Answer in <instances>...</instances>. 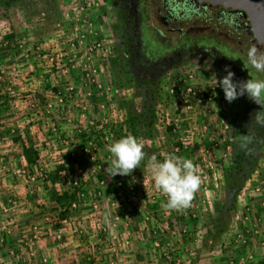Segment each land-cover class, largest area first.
<instances>
[{
    "label": "rangeland",
    "instance_id": "1",
    "mask_svg": "<svg viewBox=\"0 0 264 264\" xmlns=\"http://www.w3.org/2000/svg\"><path fill=\"white\" fill-rule=\"evenodd\" d=\"M23 3V5H15L11 8H6L0 3V66L4 69L0 79V162H7L10 168V170L6 172L0 170V236L3 235L6 239L5 242L0 245V264H33L32 258L36 250L34 246L37 245L36 242L43 241L42 239L44 237L47 242H51V244L48 245L50 248L53 246L59 247L63 245V241L67 242L69 239L73 243L76 242V247H74L76 251L71 250L72 252L70 253L71 255L75 253L76 256L70 258L78 257L77 259L80 260L82 253L77 252V249L81 248L79 244L84 246V244L87 243L83 241H94L97 230L94 226L90 229L89 226L86 223L84 224L80 219V215L84 211V208L72 209L68 213L69 215L62 216L59 213L60 208L56 203V199L52 198L54 197V192L61 193L63 190L73 192L74 188L79 189V187L74 186V184L69 183V181L65 179L60 178L56 181L50 179V175H52L57 167L63 164V160L68 157L64 154L62 158L59 155L54 157L52 154L50 156L49 153H45V150L49 148L47 143L49 139L46 138L45 141L43 138L47 136V132L49 131L48 127L43 123L38 126L39 132H32L30 128L32 127L31 124L37 121H29L28 123L26 120L14 117L18 109L12 103L14 98L4 93L8 77L11 76V74H6V71L10 70V68L6 67L7 65L17 62L21 66H25V68L29 67L30 70L39 69L33 58H25L18 55L16 51L17 42L19 40H26L28 47H32L35 44H43L46 48H50L55 45V43H58V41H56L57 37L55 36L64 29L61 6L58 0H25ZM98 14L100 15V23L104 26V29L111 32L113 29L112 18L110 16L104 18L101 9H99ZM9 35H11V38H9ZM111 38L113 40L112 36ZM4 42H7V45H4ZM104 65V75L106 78L111 80L116 87L123 88V96L116 97L118 101L132 99L136 93L134 87L127 84L117 85L123 82L125 77H123V75L114 77L110 68V62ZM31 72L33 71H29L30 74ZM38 74H40V72ZM44 75L47 76V74ZM214 78L219 80L220 76H218L215 70L210 66L200 63H191L190 65L183 66L167 74L159 92V102L156 106L158 117L154 125L153 136L151 138H138L144 146L154 150V154L157 155L158 159H163L167 154L171 153L193 161L201 177V185L194 194L190 205L196 204L200 205V208H203L199 216L195 219V224L201 225L202 230L203 228L204 230L208 228L206 227L208 226V217L214 212L218 200L222 198L225 183L221 168L228 162V158L232 153L230 144L227 142L232 140L236 135L234 128H232L234 101L229 102L225 99L222 88L215 86ZM48 80L49 83L52 81L51 79ZM140 100V97L135 98L137 105L140 104ZM116 104L118 108L124 112L125 116H127L125 107L119 105L117 101ZM79 124L80 125L76 127L82 126L81 123ZM170 126H172L171 133L168 130ZM65 134L66 132H62V135ZM18 136L23 138L25 142H33V144L38 143V148L44 150L37 162L42 166V175L45 178L39 176V178L42 177V179L38 184L26 182L22 177H16L11 173L13 169L21 167L24 164L26 165L22 157L20 142L17 139ZM48 138L50 137L48 136ZM77 139H79V135L71 139L70 147L73 148L74 146L75 149L79 150L81 143H77ZM117 139L119 138H114V140ZM179 140L182 142L181 145H183V148L179 149V151H174L177 145L176 142ZM57 149L61 150L67 148H63V146L58 144ZM102 153V157L99 158L104 160L102 163L104 168L98 171L96 178H103L108 183L95 185L91 181V184L89 182L84 185L82 184L84 189L88 191L89 194L95 193L96 191L98 192V189H101L100 194H111L113 191L116 193V188L119 190L122 188L128 189V186L118 187L113 185L114 177L110 178L105 173L107 162H110L112 156L106 161V156H108V154L106 155L103 151ZM149 159L145 162L143 167L136 170L134 169L130 175H119V177L124 183L131 182L133 178L136 179L137 182H140V184L134 185L135 192H138L139 186L143 185L146 186L153 195L163 194L154 187V183L147 169ZM68 161L70 164H73L71 167L72 173L77 172L75 165H82V172L84 170L85 172L88 171V167H85L87 166V158L83 156V154H80L75 161L69 158ZM262 162L263 160L261 159L260 164H262ZM33 166L31 167L35 169L36 165L34 164ZM83 177L87 176L83 175ZM130 186L132 185H129V188ZM204 186H207V188L205 189ZM255 186H260L262 189L261 193H264V175L261 174L260 169L248 179L243 195L245 197L247 196V198L252 196L250 200L248 199L249 203L255 205L260 215H264L263 207L259 205L262 198L258 199L256 195H250ZM126 189L121 191L123 192L122 195L125 194V197L127 195L126 193H129ZM207 198L210 200V203L202 206V200H207ZM75 200L78 202L76 196ZM118 202L122 206L120 205L117 209H128V206L124 205L125 200L119 199ZM243 202L244 200L238 198V208L241 206L239 203L241 204ZM108 203L110 204L111 202L109 201ZM108 203L106 205L110 208ZM3 207H8L9 212H3ZM156 213L158 214L161 212L156 211ZM64 217H67L68 221L66 223L59 221ZM261 219L257 222H253L260 223ZM159 221L163 223L166 221V218H160ZM238 221L239 218H236L234 214L229 221V225L233 223L237 225ZM187 223H189L190 229L194 228L191 221ZM65 225H71V227L76 228L78 231L73 232L72 229H69L71 232L69 235L63 230L62 239L57 240L55 238L56 233L61 232L62 229H66L67 227ZM35 226L37 228L40 226V229L38 228L40 231L41 228H44V230L48 232L46 233L42 230L43 233H40V235L42 234L40 240L31 242L29 245H24L25 238L32 235V230ZM138 227L139 226L132 227V229L137 230ZM8 230L10 231L9 234L5 233V231ZM79 230H81V232ZM190 232H192V230H190ZM233 232V229L228 226L222 237L214 241L209 238V241L211 240L212 242H208V244H206L207 246H204L206 247L205 249L209 251H206L208 254L205 253L203 255L202 259H204V261L202 260V264L206 262L209 264H225L226 260L230 261L231 259H233V264H238L240 251L238 244L235 243L234 238H232ZM84 236L86 237L85 239H83ZM168 237H170V235ZM171 238L175 240V244L180 245L183 243V247H187V244L191 242V238H189L188 234L179 237L180 240L174 236ZM250 243L255 246L256 238L252 237ZM188 246H190V244ZM254 250L256 252V248L252 251L254 252ZM11 251L13 253H10ZM60 252H62V249H60ZM150 252L152 251L150 250ZM183 252L184 255L188 254H185V252H187L185 248ZM61 254L55 256L44 254L42 258H47L48 262H42L41 259V264H49L51 260L53 261L52 264H58L59 261V264H69L66 262L64 263V261L61 262V258L64 255ZM95 254L93 256H100ZM212 257L214 258L213 262L211 261V259H213ZM186 258H188V256ZM193 259L194 257L191 258V260ZM207 260H209V262ZM91 261H94L93 257ZM251 263L255 264L254 262Z\"/></svg>",
    "mask_w": 264,
    "mask_h": 264
},
{
    "label": "built area",
    "instance_id": "2",
    "mask_svg": "<svg viewBox=\"0 0 264 264\" xmlns=\"http://www.w3.org/2000/svg\"><path fill=\"white\" fill-rule=\"evenodd\" d=\"M61 6L62 22L64 24L63 31L56 34L55 37L58 43L46 48L43 44H35L32 47H28L26 40H19L17 42L16 51L19 56L25 58H33L36 62L37 68L42 70V73L35 79L40 84H47L48 76L54 82L52 85L57 90L50 89L47 91L49 96L45 95V100L40 102L36 97L29 102V108H31L38 118L40 116L43 119L45 125L50 131V135L57 140L63 148H67L69 151V159L75 161L80 154H83L87 158L88 173L85 170L82 172L83 166H76L77 172L71 171L70 168L65 167L62 172V177L66 175L73 177L71 181L74 186L79 187L77 192L78 198L84 203L86 202L93 208L98 207L97 196L100 191L89 194L81 184L79 176L86 175L87 177H95L103 167L104 160L101 155L106 153V161L111 157V153L107 150V145L114 140L113 131L111 126L118 125L126 120L124 112L118 108L116 97H122L123 88L116 87L111 80H108L104 75V64L109 63L110 59L116 56V50L114 42L108 30L104 29V26L99 20V9L101 8L104 0H58ZM99 20V21H98ZM59 25V23H58ZM7 45V42H4ZM11 70L20 75L21 65L17 62L11 64ZM4 69L0 66V79ZM51 81V83H52ZM172 91V90H171ZM4 93L9 97H18L19 90L13 84V80L10 78L4 88ZM64 120L67 123H73L79 121L82 124L80 127H76L77 134L80 137L79 143L81 146L79 150L70 147L71 138L67 135H62L60 126L54 120ZM30 122H35L31 118ZM77 124L80 125V124ZM84 134V135H83ZM84 138V140H83ZM177 145L174 151H179L183 148L181 141L176 142ZM86 162V161H85ZM35 169L29 165H23L21 167L12 170V174L16 177H22L26 182L38 184L39 181L45 178L42 166L36 162ZM0 170L6 172L10 170L7 162H0ZM84 173V174H83ZM39 176H42L39 178ZM78 177V178H77ZM117 180L118 186H123V181L117 174L114 177ZM100 185L104 184L103 180L99 181ZM130 193H134V185L140 184L136 179L129 181ZM262 183V182H261ZM129 187V186H128ZM138 192L140 195H148L150 191L146 186L140 185ZM206 189L207 186H204ZM261 187L255 186L251 191L254 195L259 197V205H262L264 211V193H261ZM152 194V193H151ZM250 194V195H253ZM155 195V194H154ZM93 197L90 199L89 197ZM167 196V195H165ZM252 196L248 199L250 200ZM239 198H244L243 192ZM247 198V196H246ZM90 199V200H89ZM87 200V201H86ZM249 200L238 208L236 214H238L239 223L241 229H233L232 238L234 242L238 244L240 248L239 262L238 264H250L253 259V251L251 250L250 239L256 238V245H258L264 253V229L260 228L258 223L257 214L259 210L255 205L249 203ZM240 201V199H239ZM202 206L209 204L210 200L207 198L202 200ZM78 207V202L74 200L68 206L61 207L60 211H68V213ZM203 210L200 205L192 204L190 207L184 208V212L189 217L196 219L199 213ZM3 212H9L8 207H3ZM59 211V213H60ZM67 213V215H69ZM66 215V216H67ZM256 216V218H255ZM125 219L129 218V213L124 215ZM260 219V218H259ZM66 223L67 217L59 220ZM100 223L99 230H106V226L101 223V219L97 218ZM256 221V222H253ZM232 225V224H231ZM233 228V226H231ZM257 225V226H256ZM39 228V227H38ZM36 226L32 230V235L25 238L24 245H29L31 242H35L40 239L41 231ZM97 230V227H95ZM73 232L78 231L76 228L72 229ZM81 232V230H79ZM9 230L5 233L9 234ZM56 233L55 238L57 240L62 239V233ZM182 233H188L187 227H183ZM4 233V234H5ZM197 236L198 234H194ZM248 235V236H247ZM260 236V238H258ZM194 238V237H193ZM3 235L0 236V245L5 242ZM194 240V239H193ZM121 243V242H120ZM119 243V244H120ZM250 245V247H249ZM250 248V249H249ZM10 253H13L12 251ZM42 262H48L47 258H42ZM248 262V263H247ZM181 264H186L182 262ZM230 264H233L231 259Z\"/></svg>",
    "mask_w": 264,
    "mask_h": 264
},
{
    "label": "flooded vegetation",
    "instance_id": "3",
    "mask_svg": "<svg viewBox=\"0 0 264 264\" xmlns=\"http://www.w3.org/2000/svg\"><path fill=\"white\" fill-rule=\"evenodd\" d=\"M100 9L104 18H112L109 33L114 44L119 40L134 80L142 85H161L171 71L191 63L210 66L220 77L227 65L233 79L264 78L243 66L248 48L264 51V44L241 8L210 0H104ZM232 128L239 140L260 150L264 103L235 99Z\"/></svg>",
    "mask_w": 264,
    "mask_h": 264
},
{
    "label": "crops",
    "instance_id": "4",
    "mask_svg": "<svg viewBox=\"0 0 264 264\" xmlns=\"http://www.w3.org/2000/svg\"><path fill=\"white\" fill-rule=\"evenodd\" d=\"M6 67L10 68V70L6 71V74H11V76L8 77V81L11 78L13 80L14 86L16 87L17 90H19L18 97H14V99L12 100V103L15 105L16 108H18L17 112H15L16 116L14 117L21 120H26L28 123L31 120V118H33L34 121L37 122L32 123L31 124L32 127L30 128L32 132H39L38 126L40 124H43L44 121L43 119L40 118V116L38 118V115L37 116L35 115L36 112L34 113V111L31 108H29V102L34 100V98L36 97L39 99L40 102L44 101L46 99L45 95L47 97L49 96V94H47L48 90L50 89H54V91L57 90L56 87L52 88L54 82L52 81V83L51 82L49 83V80L47 79L48 81L46 85L44 83L43 84H40L39 82L37 83L35 79L37 78V76H39L38 74L39 72L42 73V70L39 69L30 70L29 67L25 68V66H21V74L18 75L11 70V65H7ZM29 71H33V72H31L30 74ZM47 76L49 77V79H51L49 75ZM54 120L57 122L59 126L61 125L60 126L61 131L66 132L65 135H67L69 138L72 139L73 137L78 136L76 131L77 128H75V126H77L79 121L76 120V122H74L73 124V123H67L64 120L62 121L57 120V118H55ZM49 133L50 131H48L47 136H44L43 138L44 140L46 138L49 139L47 142L49 148L45 150V153H49L50 156L52 154V156L54 157L59 155L61 158L65 155L69 158L68 155L69 151L66 149H61V150L57 149V146L60 143L57 140H55ZM48 136L50 138H48ZM79 141H80V137L79 139H77L76 142L78 143ZM34 145L38 148V143H34ZM38 150H39V158H40L44 150L40 148H38ZM68 158L63 160V165L68 168L70 167L71 169L73 164H70ZM70 178L73 179V177L68 175L62 177V179H65L69 181V183H71L72 180ZM79 179L81 180V184L83 185L88 182L91 184V181L95 185H99L100 180H103L104 184L108 183L103 178L97 179L92 176L91 177L82 176L79 177ZM113 180H114L113 185L118 186L117 180L115 178H113ZM129 184H130L129 182L124 183L123 181V186H129ZM124 189L126 188H122L121 190L116 188L117 191L116 193L115 191H113L111 192V194H105V193L99 194L97 196V201H98L97 208L91 207L86 202L84 203L80 198H78V195L76 194V198L78 199L77 209L84 208V211L80 215L81 217L80 219L84 222V224L86 223L90 229H92L93 226L97 227L96 237L94 238V241L92 242H90L89 240L83 241L87 243L84 244V246L79 244L81 248L77 249V252L82 253L80 260L77 259L78 257L70 258L76 256L75 253L73 255L70 254L72 251H76V249H74V247H76L75 244L76 242L73 243L69 239L67 240V242L63 241V245L59 247L53 246L52 248H50L48 245L51 244V242H47L45 240L46 238L44 237L42 239L43 241L36 242L37 245L34 246L36 250L34 249L35 254L32 258L33 264H41V259L44 254L55 256V255H60L61 253L64 254L63 257L61 258L62 260L61 262L64 261V263L66 262L69 264L70 263L71 264H181L182 262L186 264H202V260L204 261V259H202L203 255L205 253L208 254L206 251H209L208 249H205L206 247L204 246L208 244V242L209 243L212 242L211 240L209 241V237L206 234L207 228H205V230L203 228L202 230L201 225L194 224L192 220L195 219L189 217L188 212L186 215V213L183 211L184 208L179 210L166 208L165 204L167 201V196H165L166 194L164 193L158 195H153L149 193L147 196L140 195L137 192L131 194L129 192L131 189L128 187V189L126 190L129 193H126L127 195L125 197L124 196L125 194L122 195L123 192H121L122 190L124 191ZM100 190L101 189H98V191ZM89 198L92 199L93 197L90 196ZM119 199L125 200L124 205H127L128 209L125 210L117 209L121 205L118 202ZM246 199L248 200V198L244 196V198H242L244 202L241 204H244L247 201ZM109 201L111 202L110 204L108 203ZM107 203L108 205H110V208L107 207L106 205ZM156 211H160L161 213L157 214ZM126 212L129 213L128 219H125L124 217ZM236 213L235 216L237 218L239 213L238 214ZM106 214L109 215L108 222H105L104 220ZM257 215H258L257 216L258 220L259 218L260 219L262 218L260 223H258V225L260 224L259 225L260 228L264 229V215L263 214L261 215L257 214ZM97 218L98 219L100 218L101 223H103L106 226L105 231L102 229L101 230L98 229L100 223L97 221ZM160 218L162 219L166 218V221L160 223L159 221ZM188 221H191V224L194 227L193 229H190V225L189 223H187ZM71 225L70 226L65 225L67 228L62 230H64L65 233L70 235L71 232L69 231V229L74 228L71 227ZM136 226H139L137 230L132 229V227H136ZM185 226L188 229V233L181 232L182 228ZM231 226H233L232 229L234 230L237 228L241 229V224L239 223V221L237 225L233 223ZM42 230H44V228L43 229L41 228V232L43 233ZM190 230H192V232H190ZM44 231L46 233L48 232L47 230ZM187 234L189 235V238H191L190 239L191 242L187 244V247H183L182 245L183 243H181L180 245L175 244L174 243L175 240L171 238L174 236L177 237V239H179V237ZM194 234H198V235L195 236ZM169 235L170 237H168ZM85 238L86 237L84 236L83 239ZM258 238H260V236H258ZM189 244L190 246H188ZM250 245H252L251 250L256 248V252L255 250H254L255 253L253 252V259L251 262H254L255 264H264V253L262 249L258 245L257 246L256 245L254 246L253 244ZM184 248L187 250V252H185V254L188 253L187 255H184L183 252ZM60 249H62V252H60ZM150 250L152 252H150ZM67 251H68V255H67ZM193 252H194V256H193ZM94 254L100 256H93ZM187 256L188 258H186ZM92 257L94 261H91ZM192 257H194L193 260H191ZM213 260L214 258L211 259L212 262ZM51 261L49 262V264L53 263V261L52 262ZM207 261L209 262V260ZM230 261L226 260L225 264H230ZM205 264H209V263L206 262Z\"/></svg>",
    "mask_w": 264,
    "mask_h": 264
},
{
    "label": "trees",
    "instance_id": "5",
    "mask_svg": "<svg viewBox=\"0 0 264 264\" xmlns=\"http://www.w3.org/2000/svg\"><path fill=\"white\" fill-rule=\"evenodd\" d=\"M0 3L6 8L24 4L19 0H0ZM10 36L11 35H9V38H11ZM114 47L116 56L110 59V68L114 77H118L119 75L125 77L123 82L118 84L114 83L117 85H132L136 93L130 100L118 101L119 105L125 107L127 117L123 123L111 126L113 136L114 138H121L127 135H134L137 139L151 138L158 117L156 106L159 102V92L163 84L149 87L147 84L142 85L136 82L133 74L130 72L128 63L124 60V56L122 55L124 49L120 47L119 40L118 43L114 44ZM136 97L141 98L139 105L135 102ZM168 130L171 133L172 126L168 127ZM17 139L20 142L21 153L25 163L29 166L36 164L39 158L38 148L33 142H25L20 136H18ZM227 143L230 144L232 153L228 158V162L221 168L225 183L222 198L216 203L214 212L209 215L208 226H206L208 227L206 234L209 238L213 239V241L222 237L223 233L228 228L229 221L237 212L238 198L246 188L248 179L259 169L261 174L264 175V145H261L259 148L260 150H258V145L250 147L239 140L237 135ZM144 151L146 153L145 158L135 170L143 167L145 162L154 154V150L147 146H144ZM261 159L263 160L262 164H260ZM64 170L65 166L61 164L54 173L50 175V179L52 181L59 180L62 178L61 173ZM78 190L79 189L74 188L73 192L69 190H63L61 193L54 192V197L52 198L56 199L59 208L65 207L75 200ZM67 213L68 211H60V215L62 216H66ZM192 221L194 224L196 223L195 220Z\"/></svg>",
    "mask_w": 264,
    "mask_h": 264
},
{
    "label": "clouds",
    "instance_id": "6",
    "mask_svg": "<svg viewBox=\"0 0 264 264\" xmlns=\"http://www.w3.org/2000/svg\"><path fill=\"white\" fill-rule=\"evenodd\" d=\"M243 66L251 68L256 73H264V51L251 46L246 52ZM226 74L215 79V86L222 88L224 97L232 102L240 96H245L257 104L264 103V78L233 79L235 73L230 66H225ZM214 86V87H215ZM111 160L107 162L105 173L108 177L130 175L133 169L140 166L145 158L144 144L134 135H127L113 140L107 145ZM147 169L156 190L167 195L165 207L179 210L187 208L196 191L200 188L201 177L191 159L182 158L175 154H167L158 159L153 154L147 164ZM109 221V215L104 217Z\"/></svg>",
    "mask_w": 264,
    "mask_h": 264
},
{
    "label": "water",
    "instance_id": "7",
    "mask_svg": "<svg viewBox=\"0 0 264 264\" xmlns=\"http://www.w3.org/2000/svg\"><path fill=\"white\" fill-rule=\"evenodd\" d=\"M246 11L252 22L254 33L264 44V0H210Z\"/></svg>",
    "mask_w": 264,
    "mask_h": 264
}]
</instances>
